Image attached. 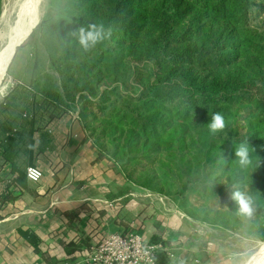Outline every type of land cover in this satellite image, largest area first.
Returning a JSON list of instances; mask_svg holds the SVG:
<instances>
[{
  "label": "trees",
  "instance_id": "obj_1",
  "mask_svg": "<svg viewBox=\"0 0 264 264\" xmlns=\"http://www.w3.org/2000/svg\"><path fill=\"white\" fill-rule=\"evenodd\" d=\"M262 12L264 0H48L28 38L43 54L0 102V170L9 165L10 183L26 187L17 127L30 135L39 98L55 116L76 110L98 158L127 182L194 223L264 240V26L253 25ZM92 23L110 35L84 51L74 33ZM216 112L228 126L212 136ZM244 141L247 168L235 157ZM234 186L253 196L251 219L236 214Z\"/></svg>",
  "mask_w": 264,
  "mask_h": 264
},
{
  "label": "crops",
  "instance_id": "obj_2",
  "mask_svg": "<svg viewBox=\"0 0 264 264\" xmlns=\"http://www.w3.org/2000/svg\"><path fill=\"white\" fill-rule=\"evenodd\" d=\"M29 110L33 131L29 135L17 127V133L26 136L18 144L15 163L24 171L37 167L42 177L38 183L25 177L23 188L10 183L16 174H10L9 165L0 170V200L2 195L13 197L0 205V264H94L93 249L101 240L132 233L150 244L156 239L155 244L167 250L157 264L238 260L241 253L215 240L213 233L238 235L195 227L172 201L135 187L112 162L98 158L76 110L55 116L53 107L39 98ZM19 230L37 238L36 249Z\"/></svg>",
  "mask_w": 264,
  "mask_h": 264
},
{
  "label": "rangeland",
  "instance_id": "obj_3",
  "mask_svg": "<svg viewBox=\"0 0 264 264\" xmlns=\"http://www.w3.org/2000/svg\"><path fill=\"white\" fill-rule=\"evenodd\" d=\"M19 1L20 0H2L1 14H0V36H1L0 50L4 46L2 42L3 41L2 35L7 32L9 26H11L13 22L15 21ZM47 4H48V0H42L41 5H40L39 23L43 20L45 16V13L47 10ZM253 25L254 26H264V12L260 14L259 19L256 20ZM28 38L25 39L16 48L15 54L8 66L4 79L2 80V83L0 85V101L2 100L3 96L15 85V82L19 83L20 85L29 83V80H30L29 76H31L33 60H34L33 55L35 53L43 54V50L39 42L37 40L28 42L29 41ZM13 77H16V79H14ZM193 225L195 227L206 226L207 229H209L210 231H214V230L226 231V230L215 229L210 226L203 225V224L194 223ZM228 232L235 233L240 238L232 237V236L230 237L229 235L227 237L221 236L222 234H220L219 232H216V233L214 232L213 237H215V240L217 241L218 240L226 241L228 245L232 244V247H231L232 250L235 252L241 253V255L237 258L238 260H236L234 264H245L248 258L257 251V249L259 248V245L262 242H264V240L259 238L258 234H251L249 236H245L237 232H232V231H228ZM159 261H161V254L157 262Z\"/></svg>",
  "mask_w": 264,
  "mask_h": 264
},
{
  "label": "clouds",
  "instance_id": "obj_4",
  "mask_svg": "<svg viewBox=\"0 0 264 264\" xmlns=\"http://www.w3.org/2000/svg\"><path fill=\"white\" fill-rule=\"evenodd\" d=\"M74 34L77 36L81 48L84 51H89L106 39L110 35V32H106L103 25L92 23L88 24L87 27H80ZM227 126L226 118L221 112L213 113L211 120L207 123L209 134L212 136L223 132ZM33 147V145H29V148ZM235 157L241 168H247L252 165L253 160L250 155V148L247 141L241 142L235 147ZM261 164L262 161H257L256 166L260 167ZM229 198L237 205L236 214L238 216L245 219H251L253 217L256 211V205L253 196L249 194V192L242 191L239 187L234 186L233 190L229 193ZM246 264H264V249H260L256 255L250 256Z\"/></svg>",
  "mask_w": 264,
  "mask_h": 264
},
{
  "label": "built area",
  "instance_id": "obj_5",
  "mask_svg": "<svg viewBox=\"0 0 264 264\" xmlns=\"http://www.w3.org/2000/svg\"><path fill=\"white\" fill-rule=\"evenodd\" d=\"M28 182L38 183L41 171L35 166L25 170ZM168 254L159 244L145 242L139 233L111 235L101 240L93 249L94 264H157L160 254Z\"/></svg>",
  "mask_w": 264,
  "mask_h": 264
},
{
  "label": "bare ground",
  "instance_id": "obj_6",
  "mask_svg": "<svg viewBox=\"0 0 264 264\" xmlns=\"http://www.w3.org/2000/svg\"><path fill=\"white\" fill-rule=\"evenodd\" d=\"M41 2L42 0H20L15 21L2 35L4 46L0 50V85L8 69L7 65L11 60L13 51L27 39L31 30L33 31L40 20ZM260 249H264V242L259 245L252 256L256 255Z\"/></svg>",
  "mask_w": 264,
  "mask_h": 264
},
{
  "label": "water",
  "instance_id": "obj_7",
  "mask_svg": "<svg viewBox=\"0 0 264 264\" xmlns=\"http://www.w3.org/2000/svg\"><path fill=\"white\" fill-rule=\"evenodd\" d=\"M38 23H39V22H38ZM38 23H37V25H38ZM37 25H36V26H37ZM36 26H35V27H36ZM31 33H32V30H31V32L29 33V36H30ZM29 36H28V37H29ZM28 37H27V38H28ZM15 51H16V49L13 51V54H12L11 60H12L14 54H15ZM11 60L9 61L8 65H7V68H8V66H9Z\"/></svg>",
  "mask_w": 264,
  "mask_h": 264
}]
</instances>
